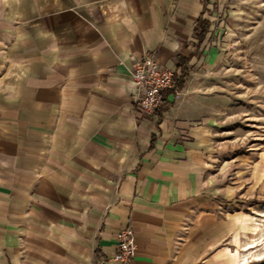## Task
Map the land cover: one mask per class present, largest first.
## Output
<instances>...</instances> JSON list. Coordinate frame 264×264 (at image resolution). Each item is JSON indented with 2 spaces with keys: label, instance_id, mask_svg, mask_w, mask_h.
I'll list each match as a JSON object with an SVG mask.
<instances>
[{
  "label": "crops",
  "instance_id": "obj_1",
  "mask_svg": "<svg viewBox=\"0 0 264 264\" xmlns=\"http://www.w3.org/2000/svg\"><path fill=\"white\" fill-rule=\"evenodd\" d=\"M231 1L0 0V264H98L126 228L132 264L226 263L210 122L194 94L138 110L131 69L184 74Z\"/></svg>",
  "mask_w": 264,
  "mask_h": 264
},
{
  "label": "rangeland",
  "instance_id": "obj_2",
  "mask_svg": "<svg viewBox=\"0 0 264 264\" xmlns=\"http://www.w3.org/2000/svg\"><path fill=\"white\" fill-rule=\"evenodd\" d=\"M198 54L176 96L196 95L199 121L210 122L212 171L226 189L227 218L240 213L227 230L225 264L242 256L264 264L261 246L241 250L251 239L264 244V0L227 3Z\"/></svg>",
  "mask_w": 264,
  "mask_h": 264
},
{
  "label": "built area",
  "instance_id": "obj_3",
  "mask_svg": "<svg viewBox=\"0 0 264 264\" xmlns=\"http://www.w3.org/2000/svg\"><path fill=\"white\" fill-rule=\"evenodd\" d=\"M183 78L178 68L165 67L151 55L144 54L131 69V82L136 90V105L143 113L154 112L164 104L167 93L178 94V82ZM114 252L98 264L117 261L120 264H132L135 248L132 231L128 228L116 232Z\"/></svg>",
  "mask_w": 264,
  "mask_h": 264
},
{
  "label": "trees",
  "instance_id": "obj_4",
  "mask_svg": "<svg viewBox=\"0 0 264 264\" xmlns=\"http://www.w3.org/2000/svg\"><path fill=\"white\" fill-rule=\"evenodd\" d=\"M209 22L206 20L199 19L195 25L194 31L195 35L199 40H203L207 32ZM184 78H182L177 84V90L180 91L183 88Z\"/></svg>",
  "mask_w": 264,
  "mask_h": 264
},
{
  "label": "bare ground",
  "instance_id": "obj_5",
  "mask_svg": "<svg viewBox=\"0 0 264 264\" xmlns=\"http://www.w3.org/2000/svg\"><path fill=\"white\" fill-rule=\"evenodd\" d=\"M252 243V242H251ZM251 243H249V245H247V246H245L244 248H242V250H244V252H245V255L246 254H250L251 253V251L252 250H254V251H256L257 249H256V246H257V244H255V243H253V244H251ZM253 254V253H252ZM244 255V256H245ZM262 258H260V257H255V258H253V260L254 261H260ZM243 262H241V264H249V262L247 261V259L245 258V257H243Z\"/></svg>",
  "mask_w": 264,
  "mask_h": 264
}]
</instances>
